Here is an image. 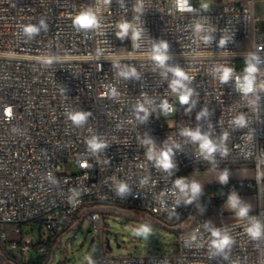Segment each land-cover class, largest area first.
<instances>
[{"label": "built area", "instance_id": "2783aa9c", "mask_svg": "<svg viewBox=\"0 0 264 264\" xmlns=\"http://www.w3.org/2000/svg\"><path fill=\"white\" fill-rule=\"evenodd\" d=\"M188 3L191 11L182 7L183 0H0V264H17L33 250L25 225L39 223L47 240L54 239L89 209L86 218L101 233L104 217L94 209L101 203L131 207L175 227L177 250L122 256L105 251L87 264H264V234L253 239L246 231L250 219L264 225L262 203L246 218L202 224L187 216L192 203L185 204L175 187L185 172L202 166L250 165L257 181L248 185L261 182L264 90L259 85L264 83V63L255 74L254 93L245 95L235 85L237 76L243 78L249 54L264 60V34L254 0H209L206 11L195 0ZM87 9L98 26L78 30L73 19ZM42 20L46 30L31 37L23 32ZM196 23L215 29L210 45L194 33ZM221 37L229 40L222 48ZM160 40L169 44L167 63L194 78L186 82L194 89L188 105H181L169 88L172 74L165 77L156 66L153 45ZM244 41L248 46L240 48ZM49 57L54 58L50 64ZM237 60L244 64L238 66ZM223 67L233 69L226 84L215 73ZM132 69L138 79L120 75ZM164 101L174 111L164 110ZM140 105L149 112L146 120ZM203 109L208 115L197 121ZM77 110L92 113L80 127L67 118ZM161 114H175L174 126L162 124ZM241 115L246 124L237 127L234 121ZM196 127L217 142L227 134L228 154L204 159L199 142L182 135ZM92 136L107 144L104 150H89ZM167 148L176 165L171 174L147 156L149 150L159 154ZM68 159L79 168L77 173L63 171ZM118 183L130 191L117 196ZM9 226L14 227L11 235ZM212 229L232 238L224 253L211 247ZM17 234L21 237L15 238Z\"/></svg>", "mask_w": 264, "mask_h": 264}, {"label": "rangeland", "instance_id": "374dc122", "mask_svg": "<svg viewBox=\"0 0 264 264\" xmlns=\"http://www.w3.org/2000/svg\"><path fill=\"white\" fill-rule=\"evenodd\" d=\"M228 0H224L226 2ZM197 6L206 11L209 9V0H195ZM207 4V9L204 8ZM249 41L240 44V48L248 46ZM238 66H242L244 62L237 60ZM162 124L171 128L176 122L175 114H161ZM229 172L227 182L221 184L219 177L223 170ZM79 168L75 162L68 159L63 165L64 172L77 173ZM251 179L257 181V175L251 170L250 165L236 167H198L187 172L185 180L190 188L192 183L201 185V193L196 198L198 203L197 213L195 217L199 222L210 224L225 223L236 215L227 201L223 205H207L203 200L204 191L210 185L220 186L224 189L236 188L235 181L242 187L234 189L241 202L250 205L249 213L255 212V195L256 185L249 186L247 183L252 182ZM94 209L101 212L104 217L103 230L96 233L86 218L89 209H85L76 216L73 226L64 234L54 238L51 242V258L47 264H87L90 260L99 254L108 251L114 256L122 255H148L155 253H172L177 250L178 232L175 227L164 225L148 215L135 210H129L114 205L98 204ZM253 210V211H252ZM190 222L186 224H191ZM183 224V227L186 225ZM147 226L149 233L144 235L140 233L142 227ZM14 227L9 226V233L12 234ZM23 233L26 238L32 239L34 242L39 240L46 241V230L39 223L23 226ZM20 238L21 235H14ZM110 244V247L108 246ZM40 248V247H39ZM37 248L24 254V260L29 261L31 257H37L44 254L43 250ZM45 248V246H44ZM39 250V251H38Z\"/></svg>", "mask_w": 264, "mask_h": 264}, {"label": "clouds", "instance_id": "9594fccd", "mask_svg": "<svg viewBox=\"0 0 264 264\" xmlns=\"http://www.w3.org/2000/svg\"><path fill=\"white\" fill-rule=\"evenodd\" d=\"M183 8L191 11L192 8L188 3V0H183ZM208 5L204 4V8L207 9ZM73 25L78 29H89L97 27V19L93 14L91 9H87L78 15H76L73 19ZM41 28L47 29L46 23L42 20L40 21L39 27L29 25L23 29V32L31 37L33 34H37ZM215 32L214 28H206L201 23H196L194 26V33L201 39L206 45H210L213 42L212 33ZM201 33H206L201 35ZM118 37L122 38L120 34H117ZM229 42L228 38L221 37L219 40V46L222 48ZM153 56L156 62V66L162 70L161 74L165 77L168 76V73L172 74V79L169 82V88L173 93L178 94V99L181 105H188L191 97L194 94V89L188 86V81L194 78H190L186 75L185 71L177 66L169 65L167 62L170 60L169 55V44L167 41L160 40L159 43H155L153 45ZM53 57H49L47 63H51ZM246 67L244 69V75L241 80L239 76L236 77V89L243 94L247 95L248 93H254L256 89L254 88V82L256 79L255 74L260 71L259 65L264 63V60L261 59L259 55L256 53L249 54L245 58ZM215 73H219V79L223 84L229 82L231 75L233 73V69L231 67H223L222 69H216ZM120 75L125 78L128 77H136L138 74L135 69L131 71L121 72ZM259 88L264 90V83L259 85ZM150 103V102H149ZM194 106V102H193ZM161 107L167 112H172L174 109L167 103V101L162 102ZM191 107L189 108L190 111ZM139 111H143L145 116L141 118L142 120H146L149 112L147 108L143 105L139 106ZM91 112L87 111H70L67 113V118L77 127L83 126L88 117L91 116ZM208 112L206 109L200 111L196 119L199 121L202 117H206ZM237 127L245 126L246 122L244 117L241 115L238 119L234 121ZM182 135L189 137L192 142H199V149L201 155L206 160L214 161L215 153H219L221 156H226L228 154L227 147L224 141L227 139V134H224L219 142L212 139L207 132H202L200 127H196L195 129H184L182 131ZM146 143H152V141H146ZM88 148L91 152L96 153L105 149L107 144L98 136H92L87 141ZM179 148V145L176 146ZM173 151L171 148H167L166 150H162L159 154L154 153L152 150H149L147 153L149 160H155V166L157 168H162L164 171L170 172L173 170L176 165L173 163ZM229 172L227 169L223 170L219 177V181L221 184H225L228 179ZM175 187L180 190L181 198L184 199L185 204H191L193 200H195L199 194L201 193V185L198 183H192L189 186L185 183V178H179L175 181ZM130 190L125 183H118L115 187V194L117 196H123L128 193ZM190 193V195H189ZM78 195V193H75ZM227 205L235 210V213L240 218H246L250 211V205L241 202L239 197L237 196L235 191H232L228 197ZM246 231L253 239H258L264 234V225H262L258 220L250 219L249 226ZM140 233L147 235L149 233V228L147 226L142 227L140 229ZM211 235L215 239L211 242V247L216 250V253H224L225 249L230 248L233 243L232 238L229 236L227 232H222L220 229H212ZM195 239V237H193Z\"/></svg>", "mask_w": 264, "mask_h": 264}, {"label": "trees", "instance_id": "16d2710c", "mask_svg": "<svg viewBox=\"0 0 264 264\" xmlns=\"http://www.w3.org/2000/svg\"><path fill=\"white\" fill-rule=\"evenodd\" d=\"M202 167H209V166H202ZM196 168H198V167H196ZM193 169H195V168H193ZM190 170H192V169H190ZM190 170H188L187 172H189ZM187 172L184 173V175H183L184 178H185ZM234 184L236 185V188H233V189L230 188V189H228V191H227V189H224L223 187H220V186H214V185L208 186L206 188V190L204 191L203 200L205 201V203L207 205H215V204L219 205V206L223 205L227 201L232 190H234V189H237V190L241 189L242 190V187L239 185V183L237 181H235ZM253 192L255 193V191H253ZM101 204H106V203H101ZM107 205H114L117 207H122V208H126L129 210H133V208H131V207H126V206L117 205V204H107ZM197 207H198V203L195 199L192 202L191 210L187 216H195L197 213ZM171 224L173 225L175 223H171ZM52 240L53 239H48L47 241L39 240L38 242H34L33 250H36L39 247L40 248L43 247L42 250H43L44 254L39 255L37 257H31L29 259V261H25L24 260L25 258H24L22 261H16L17 264H47L51 258L50 251H51ZM44 246H45V248H44Z\"/></svg>", "mask_w": 264, "mask_h": 264}, {"label": "crops", "instance_id": "0c3cea01", "mask_svg": "<svg viewBox=\"0 0 264 264\" xmlns=\"http://www.w3.org/2000/svg\"><path fill=\"white\" fill-rule=\"evenodd\" d=\"M228 1H251V0H228ZM254 13L257 17V24L261 33L264 34V0H254ZM251 170H254L251 166ZM261 182L255 187V207L254 211L257 210L260 203L264 205V168L261 170ZM252 182H255L254 179H251ZM252 210V211H253Z\"/></svg>", "mask_w": 264, "mask_h": 264}, {"label": "water", "instance_id": "95a60500", "mask_svg": "<svg viewBox=\"0 0 264 264\" xmlns=\"http://www.w3.org/2000/svg\"><path fill=\"white\" fill-rule=\"evenodd\" d=\"M108 246L110 247V244L108 243Z\"/></svg>", "mask_w": 264, "mask_h": 264}, {"label": "bare ground", "instance_id": "6f19581e", "mask_svg": "<svg viewBox=\"0 0 264 264\" xmlns=\"http://www.w3.org/2000/svg\"><path fill=\"white\" fill-rule=\"evenodd\" d=\"M188 225H190V224H188ZM185 226H187V225H185Z\"/></svg>", "mask_w": 264, "mask_h": 264}]
</instances>
